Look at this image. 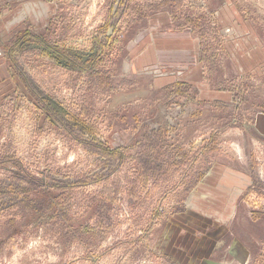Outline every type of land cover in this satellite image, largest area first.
Instances as JSON below:
<instances>
[{"label": "rangeland", "instance_id": "rangeland-1", "mask_svg": "<svg viewBox=\"0 0 264 264\" xmlns=\"http://www.w3.org/2000/svg\"><path fill=\"white\" fill-rule=\"evenodd\" d=\"M23 2L39 22L0 31V264H264V0L0 10ZM177 33L193 61L159 49Z\"/></svg>", "mask_w": 264, "mask_h": 264}, {"label": "crops", "instance_id": "crops-1", "mask_svg": "<svg viewBox=\"0 0 264 264\" xmlns=\"http://www.w3.org/2000/svg\"><path fill=\"white\" fill-rule=\"evenodd\" d=\"M245 28L247 30V27H245ZM152 37H154V35ZM156 37L158 38V41L160 44L159 49H161L162 51H164V52L169 51V54L172 53V54H176V55H180V56L186 55V61H193V59H192V56H193L192 48L194 47V42L187 33H183L181 35H179V33H177L175 35H168L166 38L165 37H159V36H156ZM153 46H155V45H153ZM165 48H167V49H165ZM146 52H147L146 55H151L150 52H148V51H146ZM144 55L145 54H143L142 56H144ZM255 121H256L257 127L264 134V112H261L260 114H258Z\"/></svg>", "mask_w": 264, "mask_h": 264}, {"label": "clouds", "instance_id": "clouds-1", "mask_svg": "<svg viewBox=\"0 0 264 264\" xmlns=\"http://www.w3.org/2000/svg\"><path fill=\"white\" fill-rule=\"evenodd\" d=\"M33 4L23 2L15 7L0 10V31L12 33L28 21L39 22L33 15Z\"/></svg>", "mask_w": 264, "mask_h": 264}]
</instances>
